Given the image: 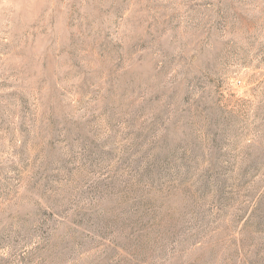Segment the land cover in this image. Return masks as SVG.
<instances>
[{
  "label": "rangeland",
  "instance_id": "rangeland-1",
  "mask_svg": "<svg viewBox=\"0 0 264 264\" xmlns=\"http://www.w3.org/2000/svg\"><path fill=\"white\" fill-rule=\"evenodd\" d=\"M0 264H264V0H0Z\"/></svg>",
  "mask_w": 264,
  "mask_h": 264
}]
</instances>
